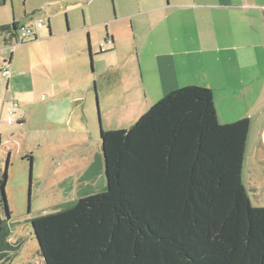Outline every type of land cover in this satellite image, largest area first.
<instances>
[{
	"label": "trees",
	"instance_id": "16d2710c",
	"mask_svg": "<svg viewBox=\"0 0 264 264\" xmlns=\"http://www.w3.org/2000/svg\"><path fill=\"white\" fill-rule=\"evenodd\" d=\"M248 131L218 122L208 88L168 92L102 136L105 188L31 219L45 264H264V206L242 181ZM10 234L0 216V263L20 247Z\"/></svg>",
	"mask_w": 264,
	"mask_h": 264
},
{
	"label": "rangeland",
	"instance_id": "374dc122",
	"mask_svg": "<svg viewBox=\"0 0 264 264\" xmlns=\"http://www.w3.org/2000/svg\"><path fill=\"white\" fill-rule=\"evenodd\" d=\"M156 1L142 0V4ZM137 8L136 0H10L0 5V25L15 19L35 27L39 21L43 23L39 30L45 32L49 20L51 28V35L43 40L34 29L35 38L11 46L0 33V178L6 176L8 218L3 202L0 216L10 224V241L20 242L12 260L0 264H45L31 219L105 188L102 136L128 128L153 104L151 95L132 105L117 104L115 95L104 98L111 93L107 82L114 80L115 70L97 81L93 74L81 92L79 67L67 48L73 40L85 48L89 39L93 70L98 71L117 60L116 51L99 52L100 44L107 46L106 31L117 24L107 21L121 10ZM11 55L6 77L1 68ZM86 63L89 71L88 57ZM11 76L24 81L14 86L7 80ZM97 84L99 88L103 84L104 93L98 92ZM68 86L71 90L64 91ZM261 130L258 123L249 127L242 181L251 203L264 206V163L257 155L261 152L264 157ZM79 181L82 185L74 188ZM250 183L256 191L249 189Z\"/></svg>",
	"mask_w": 264,
	"mask_h": 264
},
{
	"label": "crops",
	"instance_id": "0c3cea01",
	"mask_svg": "<svg viewBox=\"0 0 264 264\" xmlns=\"http://www.w3.org/2000/svg\"><path fill=\"white\" fill-rule=\"evenodd\" d=\"M136 2L137 9L121 10L117 18L114 15L107 21L117 24L106 31L107 46L100 44L99 52L116 51L117 60L93 70L90 40L85 48L80 41L69 43V56L81 74V92L93 74L97 81L113 70L114 80L107 82L111 93L103 96L115 95L121 105L125 101L132 105L149 95L150 103H155L188 85L205 87L213 95L218 122L248 119L249 127L258 123L264 150V0H157L145 6L142 0ZM37 23L33 29H42L43 23L40 27ZM38 33L41 40L51 35L49 20L47 30ZM1 35L6 45L15 44L16 35ZM87 57L89 71L85 70ZM11 61L12 55L5 64L7 70ZM7 80L14 86L24 81L12 76ZM100 86L97 84L98 92L104 93L103 84ZM70 87L63 90L68 92ZM260 153L258 160L264 163ZM249 189L256 191L257 187L250 183Z\"/></svg>",
	"mask_w": 264,
	"mask_h": 264
},
{
	"label": "built area",
	"instance_id": "2783aa9c",
	"mask_svg": "<svg viewBox=\"0 0 264 264\" xmlns=\"http://www.w3.org/2000/svg\"><path fill=\"white\" fill-rule=\"evenodd\" d=\"M41 25H42L41 22H38L37 23V26L38 27H40ZM33 36H34V29H33V27H30L28 25H20V26H18L15 44L23 43L25 41H28ZM103 50H104V48H101V51H103ZM2 71H3V74L6 75L8 73L7 67L5 66L2 69ZM7 111H8V113H10L12 111V107L11 106L7 107ZM8 122H10V119H8Z\"/></svg>",
	"mask_w": 264,
	"mask_h": 264
},
{
	"label": "water",
	"instance_id": "95a60500",
	"mask_svg": "<svg viewBox=\"0 0 264 264\" xmlns=\"http://www.w3.org/2000/svg\"><path fill=\"white\" fill-rule=\"evenodd\" d=\"M104 162V161H103ZM105 173V172H104ZM2 202L4 203V205H5V213H6V215H7V218H8V211H7V205H6V199H5V196L3 195V197H2ZM7 211V212H6ZM38 247H39V244H38ZM39 249H40V247H39Z\"/></svg>",
	"mask_w": 264,
	"mask_h": 264
}]
</instances>
